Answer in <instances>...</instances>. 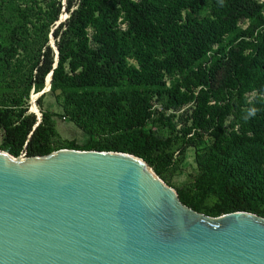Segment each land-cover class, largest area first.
<instances>
[{"label":"trees","instance_id":"obj_1","mask_svg":"<svg viewBox=\"0 0 264 264\" xmlns=\"http://www.w3.org/2000/svg\"><path fill=\"white\" fill-rule=\"evenodd\" d=\"M0 130L15 158L130 154L197 213L264 218V0H0Z\"/></svg>","mask_w":264,"mask_h":264},{"label":"water","instance_id":"obj_2","mask_svg":"<svg viewBox=\"0 0 264 264\" xmlns=\"http://www.w3.org/2000/svg\"><path fill=\"white\" fill-rule=\"evenodd\" d=\"M0 264H264V218L197 213L134 155L0 150Z\"/></svg>","mask_w":264,"mask_h":264},{"label":"rangeland","instance_id":"obj_3","mask_svg":"<svg viewBox=\"0 0 264 264\" xmlns=\"http://www.w3.org/2000/svg\"><path fill=\"white\" fill-rule=\"evenodd\" d=\"M68 18V15L64 13L61 18L60 22L65 21ZM58 23V24H59ZM51 44L54 47V41L52 39ZM49 88V81H47L46 89L47 92L45 94V98L43 99V110L48 112H54L56 114L62 113V108L55 99L54 95L48 91ZM37 97H39V94H33L31 97V109H33L34 112L37 114H40L39 107L36 103ZM33 101H35V104H33ZM56 125L57 130L60 134V137L64 140H76L80 145H83L87 141V136L84 135L78 128H76L73 124L69 123L67 119L64 118H56ZM3 132L0 130V142L2 140ZM195 162H194V151L189 150L188 151V157L186 160V163L183 165L182 169L178 172L174 184L175 185H182L188 181L191 180V177L195 174Z\"/></svg>","mask_w":264,"mask_h":264},{"label":"built area","instance_id":"obj_4","mask_svg":"<svg viewBox=\"0 0 264 264\" xmlns=\"http://www.w3.org/2000/svg\"><path fill=\"white\" fill-rule=\"evenodd\" d=\"M21 158H26L25 154H23L22 156H20Z\"/></svg>","mask_w":264,"mask_h":264},{"label":"bare ground","instance_id":"obj_5","mask_svg":"<svg viewBox=\"0 0 264 264\" xmlns=\"http://www.w3.org/2000/svg\"><path fill=\"white\" fill-rule=\"evenodd\" d=\"M48 90H49V88H48Z\"/></svg>","mask_w":264,"mask_h":264}]
</instances>
